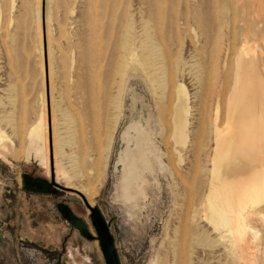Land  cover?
<instances>
[{
    "label": "bare ground",
    "instance_id": "obj_1",
    "mask_svg": "<svg viewBox=\"0 0 264 264\" xmlns=\"http://www.w3.org/2000/svg\"><path fill=\"white\" fill-rule=\"evenodd\" d=\"M70 1L63 0L54 26L47 0L56 181L79 190L93 205L107 179L131 74L141 73L152 88L161 129L159 140L136 123L123 135L124 204L147 198L150 175L160 187L156 162L166 172L167 158L174 178L191 159L199 180L186 226L208 255L198 259L264 264V0H141L137 6L130 0H82L80 20ZM186 39L191 48L184 55ZM69 43L72 57L62 48ZM70 57L73 94L65 99L56 78L60 61ZM44 61L40 27L24 41L13 1L0 0V70L5 65L0 158L11 152L27 160L33 155L50 175ZM32 65L41 73L42 89L35 88ZM82 112L86 119L80 121ZM81 129L99 150L80 154ZM177 250L172 249L171 264Z\"/></svg>",
    "mask_w": 264,
    "mask_h": 264
},
{
    "label": "rangeland",
    "instance_id": "obj_2",
    "mask_svg": "<svg viewBox=\"0 0 264 264\" xmlns=\"http://www.w3.org/2000/svg\"><path fill=\"white\" fill-rule=\"evenodd\" d=\"M5 1L14 3V14L19 23L20 37L24 41L29 42L30 38L35 35L37 27H40L42 34L45 50L44 89L49 109L51 170L50 175H47L40 160L33 155L27 160L23 154H18L20 156L17 157L11 152L6 153V160L0 158V264H106L86 197L74 187H67L65 182L56 181V159L52 144V98L47 53V0ZM130 1L136 6L141 2V0L139 2L138 0ZM99 4L97 2V6ZM64 5L63 0H52L50 4L51 23L54 26L57 25L59 19L61 20V7ZM70 5L78 13L76 18L79 19L80 14L83 18L82 0H71ZM38 10L40 22L36 20ZM187 40L183 44L182 53L184 52V55L189 54L188 50L191 48ZM262 42L264 44V40ZM62 48L70 50V56L74 54V50H71L72 43L68 46L64 44ZM71 57L60 61L56 78L57 88L62 91L65 99L73 94L74 68ZM1 65L4 64L1 63ZM32 70L36 74L35 88L42 89V77L38 67L34 65ZM4 73L5 65L0 70L1 87L5 82L2 79ZM55 95L58 96L57 93ZM124 110L107 179L100 187L97 196L93 198V205L89 204L100 211L108 224L120 264H155L158 260H155V256L159 258L161 264H171L172 249L177 250L178 246L175 264H206L198 258L205 259L208 255L201 248V242L194 241L192 229L186 226L185 220L199 180V177L193 174L195 165L191 159L187 158L184 166L179 168L172 178L169 163L165 158L168 170L159 171L157 166L160 187L154 186V180L150 181L149 177L151 189H149V184L147 198L133 209L124 204L120 191V179L126 163L121 161L122 150L126 146L123 135L135 122L140 123L147 130V134L149 132V137L152 136L157 140H159L161 129L152 88L141 73L131 74ZM84 119H86V112L79 115L80 121ZM8 127L4 130L6 129L7 134L11 135L12 129ZM79 143L81 155L87 149L95 152L94 146L98 147V150L101 148L95 140L94 145L92 139L90 140L82 129L79 134ZM161 145L164 148V145ZM67 148L65 147L66 151L69 149ZM65 159L63 161L66 162L67 159ZM58 160L60 161L61 158L59 157ZM37 182L44 183V188L39 189L36 186ZM91 182L94 186L93 179ZM64 207H67L72 215L85 221L89 232L95 237L93 240L85 238L78 229L67 222L63 215ZM192 249L198 254L191 251ZM219 249L220 245L217 244L215 250Z\"/></svg>",
    "mask_w": 264,
    "mask_h": 264
},
{
    "label": "water",
    "instance_id": "obj_3",
    "mask_svg": "<svg viewBox=\"0 0 264 264\" xmlns=\"http://www.w3.org/2000/svg\"><path fill=\"white\" fill-rule=\"evenodd\" d=\"M38 183H42V182H37L36 186L38 185ZM42 186H44V183H42ZM38 188L41 189L42 187L41 188L38 187ZM86 203L91 211V219L98 233V239L101 244V249H102L104 258L106 260V264H120V261H119V258H118V255H117V252L114 246V239L110 233L108 224L106 223V221L104 220L102 214L100 213L98 209H95L94 207L90 206L87 201ZM59 207L61 208V205H59ZM63 215H64V218L67 220V222L71 224L72 226H74L76 229H78L79 232L85 238L89 240H93L95 238L89 232L85 221L80 217L72 215L70 210L67 207L63 208Z\"/></svg>",
    "mask_w": 264,
    "mask_h": 264
},
{
    "label": "flooded vegetation",
    "instance_id": "obj_4",
    "mask_svg": "<svg viewBox=\"0 0 264 264\" xmlns=\"http://www.w3.org/2000/svg\"><path fill=\"white\" fill-rule=\"evenodd\" d=\"M135 123H136V124H140V123H138V122H135ZM132 124H133V123H132ZM132 124H131V125H132ZM131 125H130V126H131ZM140 125H141V124H140ZM130 126H129V127H130ZM141 126H142V125H141ZM142 127H143V126H142ZM119 128H120V127H119ZM143 128H144V127H143ZM128 129H129V128H128ZM144 129H145V128H144ZM145 130H146V129H145ZM146 131H147V130H146ZM118 132H119V130H118ZM118 132H117V133H118ZM146 134H147V132H146ZM148 134H149V132H148ZM148 134H147V136H149ZM150 137H152V136H150ZM115 140H116V139H115ZM156 165L159 167V165H158L157 162H156ZM157 166H156V168H155V170H156V175H158V174H157ZM159 171H161L160 168H159ZM150 179H152V176H151V175H150ZM120 181H121V179H120ZM154 186H155V184H154ZM150 189H151V184H150ZM140 202H141V201L138 200L136 203H134V204H136V205H128V207H130L131 209L136 208V207L139 206L138 204H140ZM88 203H89V202H88Z\"/></svg>",
    "mask_w": 264,
    "mask_h": 264
}]
</instances>
